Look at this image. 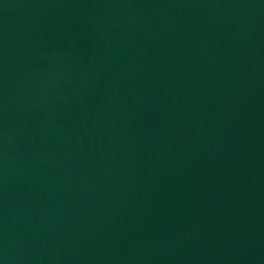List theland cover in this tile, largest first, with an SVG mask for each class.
<instances>
[{
  "label": "water",
  "instance_id": "water-1",
  "mask_svg": "<svg viewBox=\"0 0 264 264\" xmlns=\"http://www.w3.org/2000/svg\"><path fill=\"white\" fill-rule=\"evenodd\" d=\"M0 264H264V0H0Z\"/></svg>",
  "mask_w": 264,
  "mask_h": 264
}]
</instances>
